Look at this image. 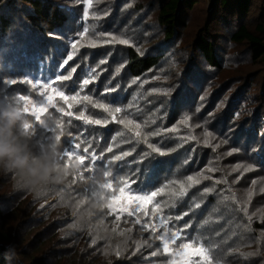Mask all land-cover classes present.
I'll list each match as a JSON object with an SVG mask.
<instances>
[{"label":"rangeland","instance_id":"1","mask_svg":"<svg viewBox=\"0 0 264 264\" xmlns=\"http://www.w3.org/2000/svg\"><path fill=\"white\" fill-rule=\"evenodd\" d=\"M52 1L66 19L45 36L26 27L18 2L15 8H1L17 25L10 36L0 37V104L27 96L30 103L18 101L29 108L25 115L34 125L33 147L60 134L62 151L69 140L76 149L65 161L78 159L80 167L64 184L42 194L16 187L11 175L0 174V244L8 249L7 264L36 259L43 264H185L193 250L161 255L155 235L163 229L150 233L134 223L138 218L151 227L157 217H166L173 230L191 224L187 231L207 241L213 264H264V225L257 226L264 223V58L253 61L247 43L230 40L242 21L257 33L264 0H251L249 10L236 17L217 9L212 0H194L193 9L181 0L183 22L169 39L157 19L158 0ZM111 37L115 43L108 42ZM199 37L212 43L218 66L207 63ZM129 49L161 57L155 67L132 76ZM57 74H71V79L57 80ZM84 79L90 83L82 87ZM13 80L17 83H9ZM25 80L52 88L33 89L21 82ZM60 84L71 91L58 88ZM58 91L69 97L79 93L78 100H61ZM85 95L94 105L83 100ZM48 96L51 104H36L37 97L46 101ZM37 107L46 108L39 113L41 120L51 116L59 127L35 121L32 111ZM115 107L121 112L115 113ZM96 119L102 123H85ZM97 126L105 140L101 150L97 144L90 151L82 136L92 140ZM93 154L105 159L90 161ZM106 170L131 180L138 190L164 191L129 217L121 206L143 193L129 192L124 184L118 190L113 181L111 189L93 195V182ZM181 188L185 194L175 195ZM153 251L158 254L152 256Z\"/></svg>","mask_w":264,"mask_h":264},{"label":"trees","instance_id":"2","mask_svg":"<svg viewBox=\"0 0 264 264\" xmlns=\"http://www.w3.org/2000/svg\"><path fill=\"white\" fill-rule=\"evenodd\" d=\"M193 1L194 0H187L185 4L193 9V6L190 5ZM17 2L23 7L21 11L26 27L40 33L42 36L57 30L65 22L66 16L63 9L52 0H0V37L10 36L17 25L11 16L1 11V8L12 6L15 8V5H18ZM157 3V19L159 24L164 28L166 38L169 39L174 35L176 27L183 22V16L180 11L181 0H158ZM195 3H199V1L195 0ZM212 4L216 5L217 9L224 10L226 13L236 17L237 15L240 16L239 13L245 14L249 10L251 0H212ZM233 6H236L235 10L231 9ZM261 21L262 22L255 25L257 33H254L249 28V25L242 21L230 35V40L232 42H244L249 45L251 59L253 61L264 58V19ZM258 32H261L263 35H258ZM196 42L207 63L218 66L219 64L215 59L212 43L203 37H199ZM160 57L159 55L153 54L140 56L133 49H129L127 63L128 71L132 76H139L144 71L155 67ZM88 93H90V91L86 89L85 94ZM93 103L94 100L92 99L91 105H94ZM103 133V129L97 126L95 137L92 140L85 138L83 135V146L85 147L84 144L87 142L90 151H95L98 144V150H101L103 141L105 140L102 137ZM83 134H86V132ZM143 170L145 171L147 168ZM0 215H2L1 209ZM261 225H264V223L258 224L257 226L261 227ZM8 255V249L0 244V264H7ZM32 264H43V262L42 260L36 259L33 260Z\"/></svg>","mask_w":264,"mask_h":264},{"label":"snow or ice","instance_id":"3","mask_svg":"<svg viewBox=\"0 0 264 264\" xmlns=\"http://www.w3.org/2000/svg\"><path fill=\"white\" fill-rule=\"evenodd\" d=\"M84 15L86 18L88 15L87 10H85ZM85 31H87V29H85ZM108 42L115 43L116 42L115 37H111ZM119 43L127 44L128 41L121 40V41H119ZM76 47H77L76 44L72 45V48L74 51H75ZM68 59L71 60L72 57L70 56ZM73 71H75V69H73ZM56 79L62 80V81H68L71 79V74H69V75L57 74ZM21 82L26 83L27 85H31V87L33 89H38V88L49 89V88H52L51 84H49V83L41 84L40 81H36L35 83H33L32 80H25V81H21ZM9 83L15 84V83H17V81L13 80V81H10ZM89 83H90L89 79H84L82 87L87 86ZM57 87L58 88H69V86L66 84H60V85H57ZM113 90L114 89H109V91H113ZM69 91H71L70 88H69ZM44 95H45L44 93L41 94V96H44ZM56 95L59 96L61 100H64V101L71 100V101L75 102L78 100L79 93H77V95H75V96L69 97V96H66L63 91H58V92H56ZM101 99H105V97H101ZM18 100L20 102L30 103L28 101V97L25 95L19 96ZM83 100L89 101V103H91L88 95L83 96ZM51 102H52L51 96H48L46 101L41 99L40 97H37V99H36V104H51ZM110 103H115V101H110ZM22 107L25 108L26 113L29 112L28 107H26V106H22ZM96 107L103 108L105 112H112L113 111V109L106 107L105 104H98V105H96ZM43 111H46V108L37 107V108H35L34 111H32V115L35 117V121L39 122V124H41V125H44V124L41 123L42 120H41V116L39 113L43 112ZM114 112L120 113L121 107H115ZM68 115L70 116L71 113H68ZM85 123L99 125L102 123V121L99 119L85 120ZM120 123L124 124L125 121L123 119H121ZM33 129H34V125H32V127L30 129L31 134H33ZM53 131H55V129H53ZM73 139H78V138L73 137ZM69 141H70V145L68 148L64 149V154H65V156L71 158L72 154L76 152V149L72 148L71 140H69ZM79 147H80V144L77 143L76 148H79ZM148 147L152 148V145L149 144ZM152 150H153V152L159 151V149H156V148H153ZM88 151H89L88 148L84 149L85 153H87ZM109 151H111V149H109ZM160 154H164V153H160ZM77 155H79V154L77 153ZM128 155H129L128 152L124 153V156H128ZM229 155H231V153H229ZM79 159L81 160V162L83 161L82 156H80ZM89 159H90V161H97V160H103L105 158L103 156H97V155L93 154L89 157ZM115 160L120 161V160H122V157L121 156H115ZM109 167H114L118 170L120 166L119 165H112L109 162ZM88 171L92 172V169L89 168ZM132 179H135V178H132ZM188 180L192 181L193 177L189 176ZM113 181H115L118 190H122V189H119V185L124 184L127 186V190L129 192L143 193V195L132 196L131 197V200H132L131 205L124 204L121 206L120 211L121 212L126 211L127 216H129V217L136 215L141 210L145 201L154 200L160 193H162L164 191L163 188H161L159 192L138 190V189L131 186V180H120L118 174L113 175L111 172L106 170L102 174V177L99 180H96L93 182V187L91 189L93 195L102 193L103 190H105V189H111L113 187ZM205 191L209 192V191H211V189H205ZM149 192H150V194H149ZM184 194H185V192H184L183 188H181V190L179 192L175 193V195H177V196H183ZM112 198L113 199L115 198V193L112 194ZM155 207H159V202H157ZM197 207H199V205H197ZM145 214H147V213H145ZM184 215H188V213H184ZM182 218H183L182 216L177 217V219H182ZM116 219L117 220L120 219L119 213L116 215ZM134 223L139 224L142 229L150 230V233H156L158 228L163 229L162 233L155 235V240H158L161 242L160 245L156 246L158 251H159V254L163 255L165 253H168L170 256H182V255L188 254L186 250H193L192 255H190L188 257V259L185 261V264H213L212 250L206 246L207 241L201 242V240H198L195 235H193L192 233L187 231V228H190L191 224H188L184 227L173 230V229L169 228L166 217H157V223L152 224L151 227L149 226V223L147 221L142 223L141 220L138 218L134 220ZM93 243H95V241H93ZM144 243L146 245H148L149 247H152V245L149 244L148 240H145ZM170 244L175 246L174 249L170 250V247H169ZM158 251H153L151 253V255L156 256L158 254ZM119 254L120 253L117 252V255H119ZM196 257H199V259H197ZM166 264H175V261L170 260V261H167ZM217 264H220V262L217 261Z\"/></svg>","mask_w":264,"mask_h":264},{"label":"clouds","instance_id":"4","mask_svg":"<svg viewBox=\"0 0 264 264\" xmlns=\"http://www.w3.org/2000/svg\"><path fill=\"white\" fill-rule=\"evenodd\" d=\"M25 113L18 100L0 104V174L11 175L16 187L42 194L64 184L69 174L79 169L80 161H65L60 134L34 148L32 124ZM41 123L59 127V122L51 116Z\"/></svg>","mask_w":264,"mask_h":264}]
</instances>
